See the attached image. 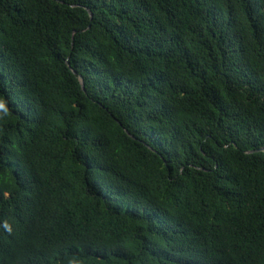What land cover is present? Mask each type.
<instances>
[{
  "label": "trees",
  "instance_id": "1",
  "mask_svg": "<svg viewBox=\"0 0 264 264\" xmlns=\"http://www.w3.org/2000/svg\"><path fill=\"white\" fill-rule=\"evenodd\" d=\"M0 264H264V0H0Z\"/></svg>",
  "mask_w": 264,
  "mask_h": 264
},
{
  "label": "water",
  "instance_id": "2",
  "mask_svg": "<svg viewBox=\"0 0 264 264\" xmlns=\"http://www.w3.org/2000/svg\"><path fill=\"white\" fill-rule=\"evenodd\" d=\"M79 80H80V83H81V85H82V87H83V82H82V79L80 78Z\"/></svg>",
  "mask_w": 264,
  "mask_h": 264
}]
</instances>
